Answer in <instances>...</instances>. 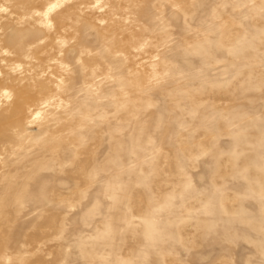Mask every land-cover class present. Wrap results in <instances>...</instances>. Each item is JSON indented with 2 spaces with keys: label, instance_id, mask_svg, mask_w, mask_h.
Returning <instances> with one entry per match:
<instances>
[{
  "label": "rangeland",
  "instance_id": "1",
  "mask_svg": "<svg viewBox=\"0 0 264 264\" xmlns=\"http://www.w3.org/2000/svg\"><path fill=\"white\" fill-rule=\"evenodd\" d=\"M0 264H264V0H0Z\"/></svg>",
  "mask_w": 264,
  "mask_h": 264
}]
</instances>
